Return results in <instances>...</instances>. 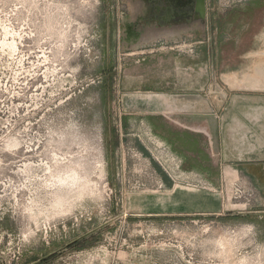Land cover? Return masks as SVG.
Returning a JSON list of instances; mask_svg holds the SVG:
<instances>
[{"label": "rangeland", "instance_id": "1", "mask_svg": "<svg viewBox=\"0 0 264 264\" xmlns=\"http://www.w3.org/2000/svg\"><path fill=\"white\" fill-rule=\"evenodd\" d=\"M116 13L106 0H0V264H264L259 186L182 174L123 137V91L140 87L148 49L123 43ZM199 40L156 46L165 75L178 57L195 64Z\"/></svg>", "mask_w": 264, "mask_h": 264}, {"label": "crops", "instance_id": "2", "mask_svg": "<svg viewBox=\"0 0 264 264\" xmlns=\"http://www.w3.org/2000/svg\"><path fill=\"white\" fill-rule=\"evenodd\" d=\"M106 1L123 43L148 49L137 61L147 65L137 70L140 87L123 91V137L162 148L182 174L211 173L221 183L242 174L264 195V0ZM189 34L200 39L195 64L174 59L170 78L156 46ZM152 80L161 87L145 84Z\"/></svg>", "mask_w": 264, "mask_h": 264}, {"label": "built area", "instance_id": "3", "mask_svg": "<svg viewBox=\"0 0 264 264\" xmlns=\"http://www.w3.org/2000/svg\"><path fill=\"white\" fill-rule=\"evenodd\" d=\"M23 53H22V57H23V60L24 61H26L27 62V64L30 66V64L32 65V60L30 59L31 57H30V54L29 53H26L27 52V50H24L23 49ZM21 57V58H22ZM35 58H36V60H37V62L41 59V56L39 57H36L35 56ZM28 74H26V76H27ZM32 81H33V78H32V76L30 75L29 77H27V78H23V81H22V84L24 85V87H28V88H30L29 86H32ZM29 85V86H28Z\"/></svg>", "mask_w": 264, "mask_h": 264}]
</instances>
